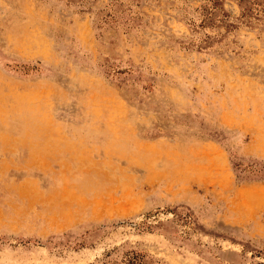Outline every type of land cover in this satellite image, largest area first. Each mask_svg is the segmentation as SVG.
<instances>
[{
	"label": "rangeland",
	"instance_id": "1",
	"mask_svg": "<svg viewBox=\"0 0 264 264\" xmlns=\"http://www.w3.org/2000/svg\"><path fill=\"white\" fill-rule=\"evenodd\" d=\"M0 264H264V0H0Z\"/></svg>",
	"mask_w": 264,
	"mask_h": 264
}]
</instances>
